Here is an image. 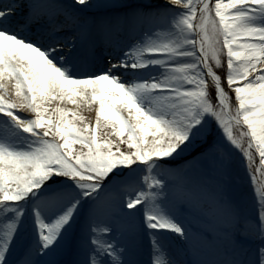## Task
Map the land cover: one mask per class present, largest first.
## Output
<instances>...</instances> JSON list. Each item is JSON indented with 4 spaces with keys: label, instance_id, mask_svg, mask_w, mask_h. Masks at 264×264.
I'll return each mask as SVG.
<instances>
[{
    "label": "snow or ice",
    "instance_id": "obj_1",
    "mask_svg": "<svg viewBox=\"0 0 264 264\" xmlns=\"http://www.w3.org/2000/svg\"><path fill=\"white\" fill-rule=\"evenodd\" d=\"M0 121V264H264V0H0Z\"/></svg>",
    "mask_w": 264,
    "mask_h": 264
},
{
    "label": "bare ground",
    "instance_id": "obj_2",
    "mask_svg": "<svg viewBox=\"0 0 264 264\" xmlns=\"http://www.w3.org/2000/svg\"><path fill=\"white\" fill-rule=\"evenodd\" d=\"M4 2H7V0H4ZM94 2H98L101 4L114 3V4H118V5H139V4H144V3H160V4H163L165 2V0H94ZM118 11L122 12V11H124V9L121 8ZM116 14H118L117 10H112V9H100V10H93V11L89 12V15H92V16L116 15ZM159 42H167V41L161 39ZM13 96H14V81H13ZM68 103L70 106L72 105L70 102H68ZM61 106L67 108L65 102ZM77 107H80V108L76 109ZM98 107H99L98 102H91V103L86 102V103L81 104L79 106L72 105V107H68V108L77 110L78 114L81 117H83V115H86L88 119L94 118L93 122L95 123L96 116L98 114ZM79 111H83L84 114L80 113ZM94 113H95V115H94ZM17 114L21 115V117L25 118V119L35 117V113H31L27 109L19 110ZM125 115H126V113H125ZM2 123L3 122L0 121V125H2ZM91 123H92V121H90V124ZM150 139H151V137H150ZM114 142L119 143V139L115 137ZM120 147H123L124 149H127V151H128V146L126 144H121ZM256 160H257V157H256ZM172 243H173L174 248L185 249V245H183L182 239L177 240V239H175V237H173ZM185 257H186L185 254H183L181 256L182 259H184ZM140 259L142 260L143 264H149L150 256H149V243H148L147 237H145L144 241H143V251H142V255H141Z\"/></svg>",
    "mask_w": 264,
    "mask_h": 264
},
{
    "label": "rangeland",
    "instance_id": "obj_3",
    "mask_svg": "<svg viewBox=\"0 0 264 264\" xmlns=\"http://www.w3.org/2000/svg\"><path fill=\"white\" fill-rule=\"evenodd\" d=\"M163 40V39H162ZM67 108L68 107H72V105L70 106L68 102H65ZM86 103V102H85ZM55 106V105H53ZM80 107H77L76 109H79ZM80 113L84 114L83 111H79ZM95 115V113H94ZM83 119L85 121H87L88 123H90V121H92L91 125L93 127H95V123L94 118L88 119L86 115H83ZM98 135L103 139V138H108L111 139L112 141L115 140V137L119 139L118 136L115 135V129L111 128L110 126L105 128L104 125L102 124L101 129L98 131ZM126 138V137H125ZM80 145L77 144L75 145V148L77 150L80 149ZM123 149V151H127V149H124L123 147H121V150ZM86 150V149H85ZM198 154V153H197ZM193 159V155L189 154L186 157H184L183 159L179 160L176 162L175 165L173 166H179V165H184L186 164L188 161H191ZM256 163V167L258 169V165H259V161H258V154H257V160L255 161ZM258 171H257V175H258ZM244 187H245V191L251 195V185L248 183L247 178L245 177V183H244ZM185 216H187L188 220L191 221V225L193 228V232L196 236H201L203 235L205 232L212 230L213 225L211 223H209L207 220L201 218L198 214L196 213H189V212H185ZM186 258L185 261L191 260L193 259L192 255L190 252L186 251L185 252Z\"/></svg>",
    "mask_w": 264,
    "mask_h": 264
}]
</instances>
